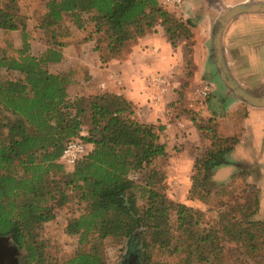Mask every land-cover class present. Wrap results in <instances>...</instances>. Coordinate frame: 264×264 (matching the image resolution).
I'll return each instance as SVG.
<instances>
[{"label":"trees","instance_id":"16d2710c","mask_svg":"<svg viewBox=\"0 0 264 264\" xmlns=\"http://www.w3.org/2000/svg\"><path fill=\"white\" fill-rule=\"evenodd\" d=\"M18 6V0H0V32H15L20 40L18 46L7 41L5 50L11 45L14 56L0 50V237L35 262L36 232L54 219L55 206L73 196L85 209L65 233L78 236L79 244L113 239L135 252L139 243L141 264H260L264 229L252 220L258 206L254 187L243 203L227 192L229 183L206 187L208 172L236 145L235 137L207 138L211 146L194 161L185 200L209 205L215 199V217L203 220L202 212L167 195L156 167L166 157L160 125L138 122L132 103L110 93L70 100L68 77L48 70L62 59L56 36L67 24L80 28L89 22L102 36L100 61L106 63L156 26L172 45L188 41L192 22L176 18L158 0H46L37 26L46 49L34 56ZM189 121L206 138L210 128L195 117ZM75 140L87 154L65 168L62 150ZM158 253L172 261L156 260ZM66 264L106 263L92 247Z\"/></svg>","mask_w":264,"mask_h":264},{"label":"rangeland","instance_id":"374dc122","mask_svg":"<svg viewBox=\"0 0 264 264\" xmlns=\"http://www.w3.org/2000/svg\"><path fill=\"white\" fill-rule=\"evenodd\" d=\"M20 1L23 6L20 4ZM20 1L18 0L20 13L22 12V8L25 9L28 5L29 8H35V11L38 13L46 2V0ZM185 1L189 5V19L187 20L192 22L194 27L190 29L188 41L180 39L172 45L173 47L171 45L168 47L170 50L176 47L181 48L186 59L185 71L177 77L179 79V87L176 91L178 94H183L181 96L185 100L183 104L185 107L180 110L179 114L183 115L185 120L195 117L196 120L199 119L198 125L202 126V128L210 129L204 133L206 138L203 137L202 132L199 133L197 131L198 136L194 135L190 138L193 141H188L194 145L186 152H183V154H180L183 151L181 143L177 142L171 145L169 153L171 158H168V154H166L165 159L157 161L156 167L159 168V173L163 174L162 177L166 180L163 184L167 186L166 189L168 191L167 181L170 179L169 176H174V170H170V159H173V162L171 161V165L173 166L177 165L182 159L189 161L187 157L191 159L194 157L195 159L202 158L206 148L208 149L213 142L212 140H208L213 135L217 139L219 138V140L235 137L237 140L236 145L230 152L223 155L218 164L208 172L206 187L216 190L220 184L229 183L227 192L231 196L237 197L240 203L245 202V199L249 197L252 187H254L255 194L258 197V206L252 220L260 223L264 229V109L258 110L257 107H261L262 104H248L241 96L243 92L245 94L249 92L254 95H261L264 91V19H262L264 11L241 14L231 19L225 25L223 29V32L226 30L225 34H228L232 28L237 30L233 33L232 41L235 42L233 46H223L220 61L215 57V49L213 47V36L216 33L219 19L225 17L238 6H245L246 8L258 7L264 10V2L261 0ZM205 17L207 19L206 29L209 30L208 40L201 48L207 52L205 69L201 77L197 81H194L191 67V55L194 51L192 39L194 37V30L198 28L199 24L205 22ZM236 21L237 23L234 28L232 26ZM201 27L199 28V35L202 37L204 28ZM35 29L37 27H32L31 33L33 36L31 37V34L28 35L29 40L35 41L37 39ZM7 41L14 44L18 42V36L12 34L10 37H5L0 32V50L7 49ZM31 44L34 50H40V47H42V45H39L41 44L39 42H32ZM159 47L161 50H165L163 48H166L164 45H159L157 48ZM14 50L16 49H12V46L9 45V49L5 50V52L7 55L14 56ZM223 71L226 72L225 76ZM155 74L164 79H170V77L175 76V73L170 75L165 74L163 71H158ZM189 104L193 106H189ZM249 112H254L251 118L248 116ZM256 113L259 116L255 115ZM244 120L247 121L245 124L243 123ZM242 170L248 171L249 177L247 180L242 177ZM232 177L233 179H231ZM230 180L232 181L230 182ZM163 184L162 187H164ZM171 185L172 194L177 195L179 192L178 187L173 182ZM219 199L224 201L227 198L219 197ZM214 200L210 198L209 205L193 201L187 206L199 210L204 214L203 220L210 221L216 215L213 209ZM137 204L141 206L143 201L138 199ZM84 209V205L79 203L73 196L63 205L55 206L54 219L44 224L36 232L34 242L38 250L35 262L29 263L24 250L19 249V263L66 264L75 254L88 252L92 247H95L106 264H121L128 246L126 243L123 244L113 239L96 242L92 238L87 244H79L78 236L67 235L65 233L67 223L83 214ZM175 220V214H171L170 224L172 227ZM1 238L4 240L3 244H5L8 250L15 253L17 249H15L14 244L9 239H4L7 237ZM139 245L138 243L139 264H141ZM134 254L135 252L128 254L126 257L127 263L122 264H134L136 260ZM158 254L156 260L172 261V259L166 258L163 254ZM258 262L264 264V258L260 261L258 259ZM247 264H253V262L249 260Z\"/></svg>","mask_w":264,"mask_h":264},{"label":"crops","instance_id":"0c3cea01","mask_svg":"<svg viewBox=\"0 0 264 264\" xmlns=\"http://www.w3.org/2000/svg\"><path fill=\"white\" fill-rule=\"evenodd\" d=\"M261 1L264 2V0ZM182 14L189 19V5L186 1ZM21 15L25 23V32L28 35L31 34L32 37L31 29L38 26L43 15V8L37 13L35 8H29L28 5L25 9L22 8ZM262 19H264V16ZM204 20L205 22L199 24L198 28L194 30L192 39L194 51L191 55V67L194 81L201 77L205 69L207 52L201 48L208 40L209 30L206 29V17ZM236 23L237 21L232 27L235 28ZM67 26L66 32H60L56 36L57 41L62 44L60 49L62 59L59 63L49 64L48 70L54 75L68 77L70 80V84L66 88L68 99L72 100L80 96L86 97L103 93H110L126 99L132 103L134 118L138 122L160 125L163 128L159 141L166 145L165 150L168 158L170 157L171 145L177 142L181 143L183 151L180 154H183L194 145L189 143L193 141L190 138L194 135L198 136V132L189 120H185L184 116L179 114L180 110L185 107V105L183 106L185 100L181 96L183 94H178L176 91L179 87L177 77L185 71L186 59L181 48L176 47L171 48V50L168 48L172 44L160 26H156L149 33L130 42L128 48L119 57L110 59L106 63L100 61V52L104 47L102 36L94 32L89 22H86L80 28L71 23ZM200 27L204 28L202 37L199 35ZM35 30L37 33L35 36H40L41 31L38 28ZM236 30L232 28L228 34H225L226 30H224L219 44L221 55L224 45L225 47H231L235 43L232 41V37ZM32 42L39 41L36 39ZM19 44L20 40L18 39V42L14 45L18 46ZM39 45H42L40 50H34L31 44L30 53L32 55L38 56L45 51V45L43 43ZM159 45H164L166 48L163 49L165 50H161L160 47L157 48ZM158 71L170 75L175 73V76L170 77V79L165 78L164 84H160L154 81V77L158 76L155 73ZM180 71L181 73H179ZM162 91L165 92L160 93ZM261 104V107H257L258 110L264 109V101ZM189 106L193 105L189 104ZM252 113H248L250 118ZM245 122L247 121L244 120L243 123L245 124ZM187 158L189 161L182 159L181 163L179 162L173 166L171 165L173 159H170V170H174V176H169L170 182L167 181L168 197L174 202L185 205L189 204L185 197L190 186L189 179L195 161V157L193 159ZM172 182L178 187L179 192L177 195L172 194Z\"/></svg>","mask_w":264,"mask_h":264},{"label":"built area","instance_id":"2783aa9c","mask_svg":"<svg viewBox=\"0 0 264 264\" xmlns=\"http://www.w3.org/2000/svg\"><path fill=\"white\" fill-rule=\"evenodd\" d=\"M158 4L166 11L172 13L176 18L187 20L185 15L182 14V11H184L185 0H158ZM164 80V78L159 76L154 77V81L160 84H164ZM86 154L87 147L80 140L70 141L62 150L60 163L65 168H71L80 158Z\"/></svg>","mask_w":264,"mask_h":264},{"label":"water","instance_id":"95a60500","mask_svg":"<svg viewBox=\"0 0 264 264\" xmlns=\"http://www.w3.org/2000/svg\"><path fill=\"white\" fill-rule=\"evenodd\" d=\"M264 5V4H263ZM258 8V7H257ZM256 7L255 8H246L245 6H238L236 8H234L232 11H230V13H228L225 17L221 18L218 20V26H217V30H216V33L215 35L213 36V44H214V49H215V57L217 58L218 61H220V49H219V44H220V38H221V35H222V32H223V29L225 27V25L233 18L241 15V14H245V13H249V12H261V11H264L263 9L261 8H258L257 9ZM224 73V76L226 74L225 71H223ZM242 98L245 99L246 98V94L243 92L242 93ZM4 239H8V238H4ZM132 250H130V248H128L127 246V250H126V254L124 256V260L122 261V263H127L126 261V257L128 254H131ZM135 257H136V260H135V263L134 264H139V251L138 250H135ZM121 263V264H122Z\"/></svg>","mask_w":264,"mask_h":264},{"label":"flooded vegetation","instance_id":"af4514ba","mask_svg":"<svg viewBox=\"0 0 264 264\" xmlns=\"http://www.w3.org/2000/svg\"><path fill=\"white\" fill-rule=\"evenodd\" d=\"M263 95H252L251 93H246L245 101L250 103H256L261 104L264 101V91L262 92ZM247 104V105H248ZM264 148V147H263ZM264 154V149H263ZM243 178L247 180L249 177V173L246 170H242ZM4 240L0 237V264H20L19 263V249L14 245L15 249H17L14 252L8 250V248L3 244Z\"/></svg>","mask_w":264,"mask_h":264}]
</instances>
